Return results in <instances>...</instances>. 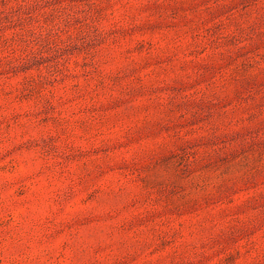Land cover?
Instances as JSON below:
<instances>
[{
    "label": "rangeland",
    "instance_id": "1",
    "mask_svg": "<svg viewBox=\"0 0 264 264\" xmlns=\"http://www.w3.org/2000/svg\"><path fill=\"white\" fill-rule=\"evenodd\" d=\"M0 264H264V0H0Z\"/></svg>",
    "mask_w": 264,
    "mask_h": 264
}]
</instances>
